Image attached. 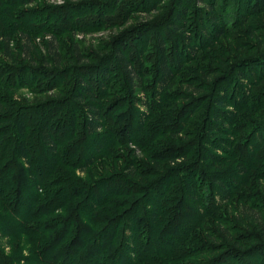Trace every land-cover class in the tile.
Masks as SVG:
<instances>
[{"label": "trees", "instance_id": "obj_1", "mask_svg": "<svg viewBox=\"0 0 264 264\" xmlns=\"http://www.w3.org/2000/svg\"><path fill=\"white\" fill-rule=\"evenodd\" d=\"M14 1L19 2L12 4L11 2ZM34 1L36 2V0H0V8L2 7L0 10V27L3 30L2 33L0 32V57L14 65H17L19 60L36 65L40 55L41 64L59 68L63 60L62 52L59 50V36L50 33L48 27L52 24L46 25V21H49L47 15L51 11L46 14L47 18L42 16L40 25L34 21L29 25L24 24L20 27L18 23L8 24L7 22L16 16L14 9L24 8L33 4ZM196 1L202 5L205 0ZM214 2L215 0L210 1V10H212L211 6ZM255 3L259 6L260 11H264V0H255ZM62 10L64 9L60 11ZM177 11H180L179 15L176 14ZM25 14L31 18L30 16L34 17L38 13L28 12ZM172 16H174L173 22L170 19L167 26L168 30L174 34H184L187 17L186 8L176 9ZM201 20L200 16L198 21ZM51 21L49 22L51 23ZM215 22L213 19V25ZM201 24L202 22L198 23V25ZM214 33L213 42H216L223 36L224 31L219 26ZM249 34L251 35L252 31ZM40 36H46L47 39L41 45L35 43V40H39ZM200 38L204 41L207 40L210 44L213 43L205 28H201ZM173 46L178 53L177 45ZM263 46L261 44V47ZM154 49L157 59L154 68L156 75L154 97H151L150 100L147 99V101L146 99L136 101L141 102V106L132 104L129 107L127 122H122L120 125L118 119L113 116L115 104L104 108L96 98L95 93L97 96L105 93L111 84L109 69L107 67L102 68L100 65L84 70L83 73L85 76L87 75L86 77H82V73L72 74V76L70 74L71 78L68 84H72V88H70L72 91L69 93V95L71 94L70 98L83 106L78 113L80 114L79 119L77 118L78 114H76L79 111H75L76 106L73 104L65 110V113L63 109L61 110L64 106L60 107L58 104V108H53L47 116L42 117L37 122V120L32 121L35 117L31 114L32 108L16 107L12 100L13 94L9 100H6V103L0 100V113L9 110L16 116L12 121L9 117L7 118L9 114L0 116L3 119L7 118L5 123L9 121L13 123L15 132L14 159L11 161V166L9 164L1 166L0 186L9 179L18 182L15 174L12 177L11 174L14 171L20 173L23 168H25L28 177V183L22 184L20 182L18 187L11 191L12 201L0 207V228L4 231V237L17 239L26 236L31 242L33 257V260H27L28 258L23 257V260L19 262L18 260H11L0 252V264H155L166 259L176 262L191 250H195L186 245L188 238L192 229L201 226L204 218L208 216L209 219L216 221L220 230L218 237L211 235L210 239L214 242L213 244L202 247L219 250L224 244L228 249L229 246L241 249L239 247L241 239L234 236L232 228L227 222L218 219V208L222 203L224 205L230 201L235 193L237 196L240 195L241 186L237 187L235 184L243 183L246 176L251 175L254 178L257 175L259 181L256 182H264V170L261 169L262 164H260V161L264 159V135L262 132L256 134L259 130L264 131V126L258 128L259 125H257L243 140L238 137V133L241 131L240 125L234 127V131L238 130L237 132L233 133L230 129L239 119L238 112L245 110V100L244 102L242 100L236 101L237 97L240 96L241 98L238 89L245 88L246 92L250 94L248 89L250 90L252 86H255L262 76L253 77L252 81L255 83L251 84L249 80L244 82L245 78L241 73H238L237 79L227 75L225 82L219 83L220 86L215 87L214 98L209 103L211 118L207 120L208 124L196 128L192 145L191 142L187 143L186 147L183 146L184 144L175 145L170 147L165 155L162 154L164 150L160 151L159 148L154 158L160 157L159 154H162V157L153 162L154 169L139 170V167L134 165L137 160L136 152H128L124 158L128 166L124 167L127 180L121 177V179L103 180L97 184L95 182L86 184L77 180L74 175L75 171L83 174L91 169L106 154H111L114 145H131L143 153L141 150L152 139L150 138L151 132L154 131L156 134L160 130L162 131V126H166L167 136L176 138L182 135L185 126L195 116L198 117L197 111L201 104L204 105L205 101H199L185 118L179 117V115L175 120L168 119L170 113H174L173 110L167 112L162 109L159 110L160 107L156 108V112H161V117L157 119L159 124L156 122L155 124H148L151 113L155 111L154 106L149 102L159 101L158 103H160V97L171 84L175 76L174 73L183 69L182 58L185 57L180 51L181 55L179 53L174 56L175 62L172 66L169 57L165 55L166 42L159 34ZM197 50L198 48H190L188 56L194 57ZM73 52L75 63L81 64L85 58L81 52L80 43L77 42ZM139 52L142 56V50ZM113 58L118 67L117 70L125 81L124 83L133 91L140 88L142 78L138 74L139 72H136L134 61L123 54L121 49L114 52ZM208 72L207 68L201 71V77L206 82L212 78V74L208 75ZM19 76L18 82L15 83L14 78H12L10 81L2 82L0 88L11 91L13 88L25 89L33 86L36 76L32 74V71L28 73L23 70ZM26 79H28L27 82ZM63 85L62 82L51 85L49 91L61 90ZM232 86L234 87L232 88ZM184 88L191 96L204 95V86L200 87L191 80L187 81ZM185 97L188 99L187 101H192L191 98H188L189 96ZM245 99L248 100L246 97ZM230 101L234 102L235 108L231 109ZM133 120L136 123L134 129H132L133 123L131 122ZM250 122L247 121L245 125L250 126L248 125ZM66 127L68 128L66 129ZM205 134L208 135V138L215 139L213 152L206 148L210 143ZM80 137L81 140H76ZM189 137L183 136L181 139L188 140ZM251 138H253L250 145L251 149L247 151L249 148L247 142ZM32 139L37 140L40 153L48 158L47 162L43 161L39 165L34 162L31 151L34 146L31 144ZM87 144H90L91 149L85 153ZM8 145H10L9 139ZM245 145L247 156L241 152ZM3 149L5 153L6 144H4ZM216 151L223 155L219 156ZM142 157L146 158L144 153ZM229 160L235 162L234 167H229V169L234 170V180L231 179L230 175H225L228 173L223 170L224 163H228ZM180 161L183 165L177 166L175 163ZM163 165L166 168H163ZM215 168L218 170L217 172H210ZM102 169L104 171L107 167L103 166ZM35 171L40 172L38 177L34 176ZM162 171L164 172L162 173ZM154 176L157 177L154 178ZM149 177L154 179L152 178L151 182L146 183L145 180ZM205 183L210 184V192L208 193H206V189L209 187H203ZM147 187L151 188V192L147 193L148 197H152L151 200L148 199L150 200L148 201L149 204L143 202L145 196L142 198L144 194H141L140 190ZM5 189L7 188L5 187ZM92 190L97 191L93 200ZM8 191L9 189L6 190V192ZM204 197L208 200L212 199L213 202L209 208L203 205L201 209L202 204L200 202L201 198ZM128 198L134 199L122 210L127 215L117 213L116 209L125 204H118V200ZM144 205L150 207L146 206L145 208ZM186 205L191 206L192 211L196 214V219L178 224L176 231L171 233L176 225V219L180 217L181 212L179 210ZM244 205L245 207L241 208L240 212L246 217L245 223L249 220L248 226L254 225L264 242V222L261 221V214L253 210L251 204L245 203ZM168 207L171 208L168 209ZM213 207L214 211H209ZM208 211L212 214H207ZM12 221H17L19 224L11 223ZM121 223L124 225L122 226ZM169 234L172 235L171 239L165 241ZM222 249L226 248L223 247ZM238 249L226 250V254L222 257L229 255L231 262L239 261L241 255L248 253L243 250L237 251ZM257 249L261 250L262 248L256 247ZM258 254L259 252L254 254L255 259ZM255 259L250 262L246 260L245 256L244 264H256ZM224 263L226 264V262Z\"/></svg>", "mask_w": 264, "mask_h": 264}, {"label": "rangeland", "instance_id": "obj_2", "mask_svg": "<svg viewBox=\"0 0 264 264\" xmlns=\"http://www.w3.org/2000/svg\"><path fill=\"white\" fill-rule=\"evenodd\" d=\"M210 1L211 0H205L204 4L199 5L200 3L196 0H36V2L34 1L33 4L24 8L19 7L14 9L13 11L16 12V16L14 19L7 22L8 24L18 23L20 27L24 26V24L29 25L34 21L40 25L42 16L47 18L46 14L49 13L48 11H51L47 16L49 21H52L51 23L46 21V25L52 24L48 27L50 33H55L59 36V50L62 52L63 60L60 67L56 68L53 65L48 67L41 64L40 55L37 58L36 65L21 62V60L17 61V65H14L0 57V84L4 81H10L12 78H14L15 83L18 82V76L23 73V70L28 73L32 71V74L36 76L31 88H13L11 91H6V88L1 87L0 96L4 98H0V100L6 103V100H9L11 94H13L14 98L12 100L14 104H16V107L32 108L31 114L35 116L32 121L37 120V122H39L42 117L47 116L53 108H58V104L60 107L64 106L61 108L64 113L65 110L69 109L73 104L76 106L75 111H79L76 112V114H78L83 106L81 103H76L70 98L71 94L69 95V93L72 91L70 90L72 84L68 85L70 78L72 74L77 75L78 73H82V77H86L87 75L85 76L83 73L84 70L88 67L100 65L102 68L107 67V69H109L111 76L109 80L111 84L105 93L98 96L97 93H95L96 98L104 108L115 104L113 116L118 119L120 125L122 122H127L129 107L132 106V104L135 103L136 106H141L142 103L136 101L142 99H146L147 101V99L150 100L151 97H154V86L156 85L154 68L157 61L154 46L157 35L159 34L166 42L165 55L169 57L171 65L174 66V56L179 54L180 51H182L185 56L182 58L184 64L181 71L174 73L175 76L171 84L160 97V103H158L159 101L149 103L154 106V110L159 107V110L162 109L167 112L173 110L174 113H170L168 119L175 120L179 115V117L183 116L182 118H185L192 107H195L199 101H205L204 105L201 104L200 109L197 111L198 117L195 116L187 126H185L182 135L176 138L167 136L166 126H162V131L160 130L156 134L154 131H150L152 133L150 138L152 139H150L146 147L141 150L146 158H143V153L137 151L131 145H114L112 148L113 153L110 152L111 154H106V156L97 162L91 169L83 174L76 173L75 171L74 175L76 179L86 184L93 182L97 184L103 180L109 181L112 179H121V177L127 180L128 177L125 176L126 172L124 167L128 166L124 158H126L128 152H136L135 157L138 161L136 160L134 165L139 167V170H148L155 168L153 162L160 159L162 154L165 155L170 147L179 144H184L183 146L186 147L189 142H191L190 144L192 145L196 128L198 129V127L201 128L203 124H208L207 120L211 118L209 103L214 98L215 87L220 86L219 83H224L227 75L237 79L238 73L244 76V82H248L249 80L251 84L255 83V81H252L253 77L258 78L262 76L256 82L255 86H252L250 90L248 89L250 94L246 92L245 88L238 89L241 98L240 96L237 97L236 101L242 100V102H244L245 100V110L244 112H238L239 119H237V122H235L230 129L233 133L237 132L238 130L234 131V127L240 125L241 131L238 133V137L243 140V138H245L253 128L255 129L257 125H259L258 128L264 126V46L261 47V44L264 45V11H260L255 0H215L211 6L212 10L209 8ZM18 2L19 1H14L11 3ZM178 5L179 7H177ZM183 8L187 10L184 34L171 33L172 31L168 30L167 26L170 19L173 22L174 16H172V14H175L176 9L181 10ZM1 9L2 7L0 10ZM61 9L64 10L60 11ZM28 12L38 14L34 17L30 16L31 18H29L25 14ZM179 12L180 11H177L176 14L179 15ZM200 16L202 20L199 22L198 18ZM213 19L216 21L214 23L215 27L213 25ZM201 22L202 24L198 25V23ZM219 26L222 27L224 34L216 42H213L215 39L213 38L215 37L214 32L218 30ZM201 28L206 29L208 37H210L213 45L207 40L204 41V39L202 40L200 38ZM2 31L0 27V32L2 33ZM251 31L252 34L250 35L249 32ZM13 38L15 39V37ZM38 39L39 40H35V43L39 45L47 40L46 36H40ZM77 42L80 43L81 52L85 58L79 65L75 63L73 58V49ZM173 45H177L178 53H176V48ZM190 48H198L194 57L188 56ZM117 49H121L123 54L134 61L136 72H139L138 74L142 78V85L135 91L124 83L125 81L117 70L118 67L113 58V54ZM139 50H142V56H140ZM110 61H112V63H109ZM204 68L209 70L208 75L212 74V78L208 82L201 77V71ZM190 80L200 87L204 86V95L191 96L187 93L184 86L187 81ZM27 81L28 79H26V82ZM53 81L54 84H52ZM61 82L64 84L61 90L49 91L51 85H57ZM233 87L234 86H232V88ZM185 96H189L188 98H191L192 101H187L188 99ZM245 97L248 98V100L245 99ZM229 104L231 109L236 106L234 102L232 103L231 101ZM141 108L143 109V107ZM3 114H9L7 118L9 117L11 121L16 117L14 113L9 110L0 113V116H4ZM79 115L80 114L77 115L78 119L80 117ZM150 116L148 121L149 125L155 124V122L159 124L157 119L161 117V112L159 113V111L156 112L155 110ZM7 118L3 119L0 117V171L1 166L6 164L11 166V161L14 159V126L10 121L4 122ZM247 121H251L248 124L250 126L245 125ZM131 122L133 123L132 129H134L136 123L134 120ZM67 128L68 127H66V129ZM261 132L264 135V131L261 130L256 132V134ZM183 136L190 137L188 140H183L181 139ZM81 137L76 138V140H81ZM205 137L210 143L206 147L207 150L213 152L215 148L213 145L215 139L208 138L207 134H205ZM205 137L203 135V138ZM8 139L10 145L7 146ZM252 139L253 138H251V140ZM251 140L247 142L249 145L247 151L251 149L250 145L253 142V140ZM146 141L143 142L146 143ZM4 144H6L7 147L5 153L3 149ZM31 144H34L31 149L34 162L37 163V165L43 161L47 162L48 158L42 156L40 153L37 140L32 139ZM246 145L241 152L247 156L248 154H246L247 151L245 150ZM159 148L160 151L164 150V153L159 154V156H161L155 159L154 155ZM89 149H91L90 144H87L84 152L86 153ZM216 154L219 156L223 155L217 151ZM153 158L154 160H152ZM9 160L10 162L8 163ZM175 164L177 166L183 165L181 161ZM224 164L223 170L228 173L225 175H230L231 179L234 180V170L229 169V167H234L235 162L229 160L228 163ZM260 164H262L261 169L264 170V159L260 161ZM176 165H174V167H176ZM103 166L107 167V171H103ZM162 167L166 168L165 165ZM100 169H102V171H100ZM217 171L218 170L215 168L210 172ZM100 172L102 173L99 175ZM163 172L164 171H162V173ZM14 174L18 182L9 179L5 184L3 183V185L1 184L0 186V207L12 201L11 191L17 188L20 182H22V184L28 183L25 168H23L20 173L19 171H14L11 177L14 176ZM39 175L40 172H34L35 177ZM156 177L157 176H154V178ZM152 178L153 177H149L145 182H151L154 179ZM256 181H259L257 180V175L254 178H252L251 175L246 176L243 183L235 184L237 187L241 186L240 195L237 196L235 193L230 201L224 205L222 203L219 205L220 208H218V219L227 222L232 228L231 230L234 236L241 239L239 245L241 249L232 246H229V249L247 251L248 254L241 255L239 261L231 262L229 255L224 258L222 257L226 254L225 251L229 250L224 244L221 243L222 247L221 249L219 248V250L202 247L213 244L214 242L210 239L211 235L218 237L220 230L216 221L209 219L208 216L204 218L201 226L192 229L191 235L188 238L186 245L195 250H191L185 254L182 259L176 262L166 259L155 264H225L224 262H226V264H244L245 256L246 260L251 262V260L253 261V259H255L254 254L258 252L259 254L255 259L256 264H264V242L261 239L260 232L258 229L254 228V225L250 224L248 226L249 220L245 223L244 220L246 217L240 212L241 208L245 207V203L251 204V208L261 214V221L264 222V182L261 183ZM209 185V183L208 185L205 183L203 186L204 188L209 187L206 189V193L210 192ZM5 187L9 189L8 192H6L7 189H5ZM140 190L142 192L141 194H144L142 198L145 196L143 202L149 204L150 202L148 201H150L152 197H148L147 193L151 192V188H141ZM96 192V190L91 191L92 200ZM131 198L118 200V204H125L117 208L116 212L125 214L126 216L127 213L122 210L124 206H127L134 199ZM149 198L150 200H148ZM212 202V199L208 200L205 197L201 198V209L203 205L209 208ZM144 206L145 208L146 206L150 207L149 205ZM140 208L142 209L141 205ZM170 208L171 207H168V209ZM179 211L181 212L180 217L176 219V225L171 233L176 231L178 224L194 221L196 219V214H194L195 212L192 211L189 205H186ZM209 211H214V207ZM209 211L206 213L212 214ZM11 223L19 224L17 221H12ZM121 225L123 226L124 223H121ZM3 232V229H1L0 252L11 260H18L19 262L23 260V257L28 258L27 260H33L31 242L26 236L23 238L11 239V237H4L5 234H3ZM166 237L165 241H169L172 235L169 234ZM215 242L218 243L217 241ZM165 245H167V243H165ZM223 247L226 249H222ZM256 247L262 249L256 250Z\"/></svg>", "mask_w": 264, "mask_h": 264}]
</instances>
